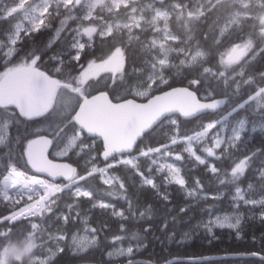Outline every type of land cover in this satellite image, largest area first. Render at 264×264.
Listing matches in <instances>:
<instances>
[{"label":"snow or ice","instance_id":"obj_1","mask_svg":"<svg viewBox=\"0 0 264 264\" xmlns=\"http://www.w3.org/2000/svg\"><path fill=\"white\" fill-rule=\"evenodd\" d=\"M60 17L43 48L18 46L22 34L39 33ZM0 20L12 24L7 43L0 42V51L7 48L0 56V145L6 149L0 153V204L7 210L0 213V264H26V254L30 264H56L66 250L87 253L97 246L110 225L90 226L79 210L85 199L120 221L108 264L113 257L138 264L135 256L147 244L133 232L124 247L123 234L127 221L137 214L144 219L152 206L137 213L125 195L128 207L117 210L100 199L102 190L93 181L126 193L125 179L117 174L123 168L169 202L171 194L145 174L141 158L148 159V173L153 166L161 173L167 169L165 184L179 185L187 198L214 201L202 209L208 220L195 226L209 242L217 227L240 238L241 204L252 209L250 218L264 223V143H252L258 130L264 139V0H0ZM62 33L66 50L46 58ZM97 41L102 55L81 62ZM177 79L183 86H175ZM181 118L196 121L192 134L181 133ZM158 135V146L147 143ZM177 145L204 166L208 184L233 187V212L217 214L223 193L205 191L200 177L189 185L179 167L158 164L164 157L183 161L173 149ZM249 173L258 184L249 181L245 189L240 181ZM65 198L72 202L62 206ZM77 222L90 237L71 231ZM50 223L55 231L46 227ZM174 224L175 217L171 224L166 217L160 222L161 232L173 229L169 241ZM143 231H153V224ZM188 238L185 232L177 243ZM260 260L264 264V255Z\"/></svg>","mask_w":264,"mask_h":264},{"label":"trees","instance_id":"obj_2","mask_svg":"<svg viewBox=\"0 0 264 264\" xmlns=\"http://www.w3.org/2000/svg\"><path fill=\"white\" fill-rule=\"evenodd\" d=\"M37 2V0H33ZM61 18V17H60ZM60 18H54L51 21V27L41 30L39 33H33L30 37L22 34V42L18 45L23 49L27 50L31 47L43 48L47 43L45 39L51 37L54 32V28L57 26ZM73 23L69 25L71 28ZM12 30V24L8 20H0V42L6 43L7 36ZM67 33H62L61 41H58L51 49H48L45 53V57L51 56L55 53H60L66 50L67 45L64 42V36ZM49 37V38H50ZM134 50L139 53V47L135 46ZM103 53V49L99 46L97 41L96 46L89 50L85 55L81 56V62L87 59L95 58ZM3 55V51H0V56ZM175 86H183L179 79ZM212 117H204V119H210ZM251 118V117H250ZM181 133L187 132L192 134V130L196 128L195 120H182ZM23 126H20L22 131ZM16 129H12L13 135L16 133ZM253 145L259 147L261 143H264L259 130L254 133ZM162 141L161 136H156L147 143L151 146H158V142ZM183 145L173 146L174 151H179L184 156L183 161H175L174 158L166 159L172 161L177 167L181 169V176H183L188 184L191 185L196 177H200L206 183L205 191L213 193L221 191L223 193V200L218 205L222 211L217 212L218 215H223L226 212L231 213L233 209L231 207V198L233 196L234 189L231 185L225 187L218 184L217 181H213L211 184L207 183L208 175L204 170V166L199 165L194 159L190 158L186 152L182 151ZM6 151L4 145H0V153ZM204 155L203 152H200ZM211 162L213 158H208ZM67 162V161H66ZM3 158L0 157V168L3 167ZM219 164V161H216ZM83 164V161H81ZM141 169L145 171L146 175H150L155 181L161 186V192L167 191L171 194L169 202H165L156 196L155 192L149 186H141V177L132 174L130 171H125L121 168L117 170V174L125 179L127 184L126 193L123 190H119L118 185L114 188L109 189L108 186L103 185L102 182L96 178L93 183L97 189L102 190L100 199L105 202L114 204L117 210L121 208H127L128 204L125 200V195L131 197L136 205L137 213L146 211L148 206L151 205V212L149 216L141 219L137 216L134 219L127 221L128 232L124 233L125 239L122 246L127 247L131 241V234L137 233L140 239L144 240L147 247L142 248L135 256L138 264H165L175 261L177 259L187 260V258H205L202 264H261L260 255H264V223H261L258 218H250L252 209L241 204L239 211L244 214L243 219V230L240 234V238H237L236 232L228 228H215V238L209 242L203 228L195 229V226L201 221H207L208 215L202 211L209 205L213 204L214 201L209 199L193 200L187 198L180 190V186L174 183L165 184L164 177L167 175L166 172H157L156 167L153 166L151 173L147 172L148 159L141 158L140 161ZM99 166H103L101 163ZM249 181H255L254 174L249 173L241 181L240 185L247 189ZM114 191L116 194L108 196L107 191ZM249 195H252L249 193ZM258 198V195L257 197ZM72 201L65 200L63 203H71ZM181 207H186L188 211L186 213L180 212ZM79 210L82 214L86 215L89 219V224L92 227L107 223L110 225V231L105 229L99 236L100 243L88 250L87 253H74L66 250L65 253L59 254L56 258V264H108L109 258H106L105 252L112 250L111 237L112 235L119 234L117 232L120 221L118 218L110 214V210H102L100 208H92L91 202L86 199L80 203ZM6 209L3 204H0V213H6ZM258 212V209L256 210ZM167 218L168 221H173L174 224V238L169 241L168 236L171 234L173 229L170 228L168 233L161 232L159 230L160 222L162 219ZM148 223L153 224V231L145 234L143 229L147 227ZM46 227H51L55 231V225L49 224ZM71 231L80 235L91 236L90 232L84 231L85 225L81 222H77L76 225L70 226ZM195 229V230H194ZM185 232L189 233L190 238L185 239L183 244L177 243V241L183 238ZM108 236V241L104 240V237ZM50 244L52 242H49ZM135 243V241H132ZM250 253H258L257 257L249 255ZM252 256V257H251ZM112 264H124V258L113 257Z\"/></svg>","mask_w":264,"mask_h":264},{"label":"rangeland","instance_id":"obj_3","mask_svg":"<svg viewBox=\"0 0 264 264\" xmlns=\"http://www.w3.org/2000/svg\"><path fill=\"white\" fill-rule=\"evenodd\" d=\"M41 2V0H37V2H35V3H40ZM86 39V38H85ZM7 43V42H6ZM5 43V44H6ZM4 51H7V48H4L3 49V52ZM184 147V146H183ZM187 154V153H186ZM198 154H200V155H202L201 153H199V148H198ZM188 155V154H187ZM189 156V155H188ZM190 157V156H189ZM191 158V157H190ZM193 159V158H192ZM163 163H172V164H174L172 161H170V160H168V159H166L165 157L164 158H162V159H159L158 160V164H163ZM175 165V164H174ZM176 166V165H175ZM164 172H166L167 173V175H169V173H168V170L167 169H165L164 170ZM219 228V227H218Z\"/></svg>","mask_w":264,"mask_h":264},{"label":"bare ground","instance_id":"obj_4","mask_svg":"<svg viewBox=\"0 0 264 264\" xmlns=\"http://www.w3.org/2000/svg\"><path fill=\"white\" fill-rule=\"evenodd\" d=\"M62 18H63V17H61L60 19H62ZM60 19L58 20L57 26L54 28V32H55L56 28L59 27ZM54 32H53V35H54ZM53 35H52V36H53ZM52 36H51V37H52ZM49 37H50V36H49ZM49 37H48L47 39H45V42H48ZM239 212H240V211H239ZM94 247H95V246H94ZM92 248H93V247H90L88 250H90V249H92ZM108 251H109V250H108ZM108 251H106V252H105V255H104L106 258H109V257L107 256V252H108Z\"/></svg>","mask_w":264,"mask_h":264},{"label":"clouds","instance_id":"obj_5","mask_svg":"<svg viewBox=\"0 0 264 264\" xmlns=\"http://www.w3.org/2000/svg\"><path fill=\"white\" fill-rule=\"evenodd\" d=\"M29 255H30V254H26V255L24 256V260H25L26 264H30Z\"/></svg>","mask_w":264,"mask_h":264},{"label":"flooded vegetation","instance_id":"obj_6","mask_svg":"<svg viewBox=\"0 0 264 264\" xmlns=\"http://www.w3.org/2000/svg\"><path fill=\"white\" fill-rule=\"evenodd\" d=\"M145 3H147V0H145ZM71 23H73L72 21H68V26L71 25ZM76 27V24L73 23V26L71 28H75Z\"/></svg>","mask_w":264,"mask_h":264},{"label":"water","instance_id":"obj_7","mask_svg":"<svg viewBox=\"0 0 264 264\" xmlns=\"http://www.w3.org/2000/svg\"><path fill=\"white\" fill-rule=\"evenodd\" d=\"M177 87H180V86H177ZM181 120H184V118H181ZM186 121V120H185ZM252 257V256H251ZM253 257H257V256H253ZM165 264H169V262L168 263H165Z\"/></svg>","mask_w":264,"mask_h":264}]
</instances>
